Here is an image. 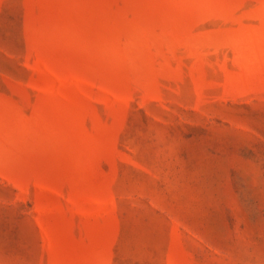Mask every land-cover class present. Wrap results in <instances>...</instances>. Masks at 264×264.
Segmentation results:
<instances>
[{"label": "rangeland", "instance_id": "rangeland-1", "mask_svg": "<svg viewBox=\"0 0 264 264\" xmlns=\"http://www.w3.org/2000/svg\"><path fill=\"white\" fill-rule=\"evenodd\" d=\"M0 264H264V0H0Z\"/></svg>", "mask_w": 264, "mask_h": 264}]
</instances>
